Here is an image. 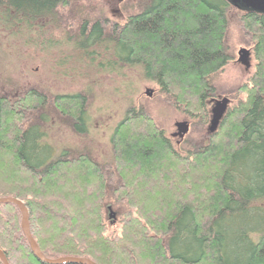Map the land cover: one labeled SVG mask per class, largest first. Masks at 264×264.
Listing matches in <instances>:
<instances>
[{
  "label": "trees",
  "instance_id": "trees-1",
  "mask_svg": "<svg viewBox=\"0 0 264 264\" xmlns=\"http://www.w3.org/2000/svg\"><path fill=\"white\" fill-rule=\"evenodd\" d=\"M77 2L0 0V50L17 47L14 42L22 47L23 35L35 28L42 33L58 14L73 13ZM145 7L114 28L76 8L80 12L69 15H81L76 46L97 57L93 48L115 46L117 61L100 57L102 72L121 70L119 61L142 64L165 100L192 118L198 135L177 149L145 108L132 106L111 136L110 157L97 160L92 148L81 146L55 154L49 127L58 114L75 135L88 134L85 94L12 88L2 76L0 197L24 201L31 233L50 259L264 264V15L239 13L254 72L207 140L208 105L219 92L215 77L233 59L226 42L231 6L225 0H152ZM27 38V46L43 45ZM56 45L48 41L46 51ZM135 125L149 129L126 136ZM0 248L10 264H50L34 255L14 204H0Z\"/></svg>",
  "mask_w": 264,
  "mask_h": 264
},
{
  "label": "rangeland",
  "instance_id": "rangeland-1",
  "mask_svg": "<svg viewBox=\"0 0 264 264\" xmlns=\"http://www.w3.org/2000/svg\"><path fill=\"white\" fill-rule=\"evenodd\" d=\"M151 2L152 0H125L119 6L116 0H78L76 8L84 12V15H89L91 21L105 20L107 24L115 21L124 23L130 15H134L141 8L142 11L145 10L147 7L143 8V6L150 5ZM76 8H71L72 12L74 11L69 14L71 17L75 12L76 14L80 12ZM237 11L239 10L232 6L228 11L229 26L226 31L227 47L233 59L215 77V84L219 92L214 96V99L229 98L227 109L236 102L234 95L236 89L244 83H248L254 72L255 64L253 46L240 26V11ZM65 13L66 11L58 14L57 18L52 20L51 25L44 26L45 28L40 34L38 28H35L33 33L25 32L26 35H23L25 41L20 42L22 47L17 44L18 42H14L17 47H13L10 43L5 44V47L2 46V50H0L2 51L0 77L5 76L11 80L9 82H11L12 88L21 86L24 89L38 86L53 94L75 95L82 92L87 97L89 132L86 136L75 135L68 124L60 119L59 114L56 118L53 116L52 126L49 127V137L54 145L55 154L60 153L62 147L65 146H81L80 148H92L94 150L93 157L97 160L108 157L110 139L115 127L124 119L126 112L132 106L145 108L155 124L163 129L168 137L175 131L176 122L189 121L190 130L185 135L183 142L177 146L176 140L172 139L177 149L183 147L187 138H194V135H198L194 132L196 126L194 127L192 118L187 117L165 100L160 86L155 81L146 78L143 66H130V64L124 66V63L119 61V67L123 66L119 71L102 72L98 69L97 65L102 62L101 58L107 57L111 63L115 62V53L111 52L117 49L113 46L107 47L105 50V46L100 45L93 48V51L98 52V57L90 56L85 49L76 46L75 36L78 34L80 24L78 18L81 15L71 18L68 14L65 16ZM84 15L82 19L86 18ZM106 34V37H111L110 31H106ZM27 37L34 38L35 41H38L39 44L43 43V45L41 47L35 44V46H27L25 43ZM48 41H53L60 46L56 45V48L50 52L46 51ZM42 48L45 51H41ZM240 48H247L252 53L249 68L237 61ZM147 88L153 90L150 97L145 94ZM212 100L208 105L210 114L208 124L205 126L206 137L211 134L209 126L213 116L212 109L216 104L215 101L213 104ZM220 122L214 133L219 129ZM143 128L149 129L147 125H135L130 130H125V135L130 136L132 132H143ZM167 162L169 159L165 160V165ZM181 173L183 172L181 171ZM108 213L110 215V210ZM112 214L113 217L116 215L113 209ZM261 218H264V212Z\"/></svg>",
  "mask_w": 264,
  "mask_h": 264
},
{
  "label": "water",
  "instance_id": "water-1",
  "mask_svg": "<svg viewBox=\"0 0 264 264\" xmlns=\"http://www.w3.org/2000/svg\"><path fill=\"white\" fill-rule=\"evenodd\" d=\"M230 6L234 7L235 9L241 12H251V13H258L264 15V0H225ZM250 58H251V51L247 48H240L238 51V59L237 61L244 65L246 68L250 67ZM145 94L147 96H152L153 90L150 88L146 89ZM230 99L227 97H223L221 99L215 100L216 104L215 107L212 109V120L209 126L210 133H214L218 127L220 120L222 119L223 115L227 110V105ZM176 127V134L180 137L181 140L184 139L185 135L188 134L190 130V122L187 120L178 121L175 123ZM0 204H14L17 205L22 213V230L26 239L28 240L31 249L34 255L47 263L50 264H96L91 259L86 257H61L57 259H50L47 258L41 251L40 247L38 246L36 240L34 239L30 224H29V210L23 200L9 196V197H0ZM110 210V217L113 218L112 209ZM112 214V215H111ZM0 260L3 264H10L8 258L6 257L4 251L0 248Z\"/></svg>",
  "mask_w": 264,
  "mask_h": 264
},
{
  "label": "flooded vegetation",
  "instance_id": "flooded-vegetation-1",
  "mask_svg": "<svg viewBox=\"0 0 264 264\" xmlns=\"http://www.w3.org/2000/svg\"><path fill=\"white\" fill-rule=\"evenodd\" d=\"M125 0H116V3L120 6L123 2H124ZM105 25H107V27L109 26V27H112V28H114L115 26H123V25H125L126 23H127V21H125L124 23L123 22H118V21H115V22H111V23H109V24H107V22H105V20H104V22H103ZM252 54V53H251ZM116 58H118V57H116ZM121 58V57H120ZM132 66H143L142 64H140V63H137V62H133L132 63ZM143 70H144V66H143ZM144 74L145 75H147V73L145 72V70H144ZM215 100H217V99H214L213 98V104L215 103L214 101ZM176 128V127H175ZM176 130L177 129H175V131L174 132H172V134L169 136V138L172 140H176V145L177 146H179L182 142H183V140H181L180 139V137L176 134ZM209 132V131H208ZM210 134V133H209ZM211 134H213V133H211Z\"/></svg>",
  "mask_w": 264,
  "mask_h": 264
},
{
  "label": "bare ground",
  "instance_id": "bare-ground-1",
  "mask_svg": "<svg viewBox=\"0 0 264 264\" xmlns=\"http://www.w3.org/2000/svg\"><path fill=\"white\" fill-rule=\"evenodd\" d=\"M90 259V258H89ZM93 261V260H92ZM94 262V261H93Z\"/></svg>",
  "mask_w": 264,
  "mask_h": 264
}]
</instances>
